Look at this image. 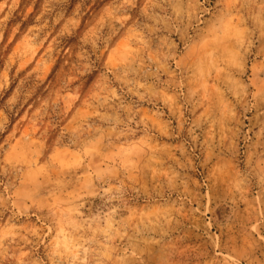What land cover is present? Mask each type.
Here are the masks:
<instances>
[{
  "label": "rangeland",
  "instance_id": "obj_1",
  "mask_svg": "<svg viewBox=\"0 0 264 264\" xmlns=\"http://www.w3.org/2000/svg\"><path fill=\"white\" fill-rule=\"evenodd\" d=\"M0 264H264V0H0Z\"/></svg>",
  "mask_w": 264,
  "mask_h": 264
}]
</instances>
